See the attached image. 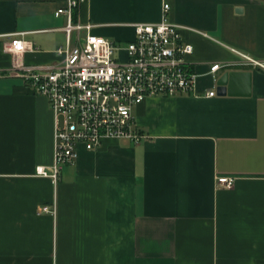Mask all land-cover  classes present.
Masks as SVG:
<instances>
[{
    "label": "crops",
    "instance_id": "0c3cea01",
    "mask_svg": "<svg viewBox=\"0 0 264 264\" xmlns=\"http://www.w3.org/2000/svg\"><path fill=\"white\" fill-rule=\"evenodd\" d=\"M165 2L199 94L145 99L147 137L79 145L55 184L36 174L54 159V114L17 64L62 60L67 0H0V264H264V68L242 55L264 61V0H87L74 18L125 45ZM15 35L36 49L10 51ZM227 71L250 75L219 95Z\"/></svg>",
    "mask_w": 264,
    "mask_h": 264
},
{
    "label": "built area",
    "instance_id": "2783aa9c",
    "mask_svg": "<svg viewBox=\"0 0 264 264\" xmlns=\"http://www.w3.org/2000/svg\"><path fill=\"white\" fill-rule=\"evenodd\" d=\"M86 1L67 0L65 7L55 11L67 17L66 43L56 49L63 56L59 63L17 64L27 86L48 99L54 114V159L50 165H37L36 174L55 184L63 166L77 159L79 145L92 150L107 138L137 143L147 137L133 114L145 99L199 94L197 73L187 58L194 46L183 39L182 25L169 19V3L163 4L160 21L136 23L135 37L122 45L94 33L92 22L75 20V10ZM35 49L16 35L9 45L14 53ZM242 55L247 63L264 68V61ZM221 66L213 63L210 73L215 76ZM215 94L214 89L205 93ZM234 181L232 176H218L217 186L231 187ZM54 210L42 205L38 213Z\"/></svg>",
    "mask_w": 264,
    "mask_h": 264
},
{
    "label": "water",
    "instance_id": "95a60500",
    "mask_svg": "<svg viewBox=\"0 0 264 264\" xmlns=\"http://www.w3.org/2000/svg\"><path fill=\"white\" fill-rule=\"evenodd\" d=\"M250 75V73L240 71H227L216 79L217 94L226 95L232 93L234 86L239 82V77Z\"/></svg>",
    "mask_w": 264,
    "mask_h": 264
},
{
    "label": "rangeland",
    "instance_id": "374dc122",
    "mask_svg": "<svg viewBox=\"0 0 264 264\" xmlns=\"http://www.w3.org/2000/svg\"><path fill=\"white\" fill-rule=\"evenodd\" d=\"M121 57H124V56H123V53H122Z\"/></svg>",
    "mask_w": 264,
    "mask_h": 264
}]
</instances>
